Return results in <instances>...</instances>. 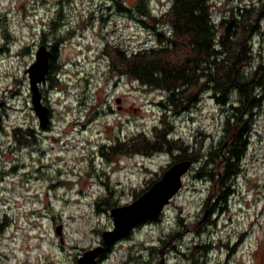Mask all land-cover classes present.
<instances>
[{
	"label": "rangeland",
	"instance_id": "rangeland-1",
	"mask_svg": "<svg viewBox=\"0 0 264 264\" xmlns=\"http://www.w3.org/2000/svg\"><path fill=\"white\" fill-rule=\"evenodd\" d=\"M117 1L0 0V264H77L103 246L101 234L113 229L110 210L131 204L172 161L167 153L112 160L100 153L138 132L151 137L161 116L163 93L113 70L107 52L108 45L124 53L154 48L164 29L152 18L172 0H144L149 16L137 11V0ZM210 5L215 23L243 9L256 14L249 41L254 62L264 63V0ZM55 42L52 71L63 82L40 88L51 109L41 129L25 71L41 45ZM227 111L202 92L193 108L167 118L174 138L207 150ZM253 118L226 203L196 177L195 163L159 221L138 226L97 264H264V101ZM18 126L31 131L26 145L13 138Z\"/></svg>",
	"mask_w": 264,
	"mask_h": 264
},
{
	"label": "trees",
	"instance_id": "trees-1",
	"mask_svg": "<svg viewBox=\"0 0 264 264\" xmlns=\"http://www.w3.org/2000/svg\"><path fill=\"white\" fill-rule=\"evenodd\" d=\"M116 3L120 6L117 0ZM145 5L144 0H139L136 9L149 16L150 10ZM238 13L215 23L210 0H172L168 11L152 19L164 29L156 32L158 44L154 48L124 53L108 45L107 56L113 70L144 87L162 92L163 97L158 103L161 116L153 127L152 136L138 132L126 140L102 146L100 153L105 159L167 153L172 161L162 173L176 162L191 160L197 164L196 177L208 179L217 198L227 202L235 179L243 170L253 117L264 101V63L254 62L249 41L258 28L257 17L251 10L243 9ZM56 45L57 42L53 50ZM51 60L47 80L51 81L49 89H54L55 84L63 82L55 78L58 70L52 71L55 51ZM202 92L211 93L218 106L228 109L217 144L207 150L187 146L180 138H174L173 124L167 118L168 112L193 108ZM12 135L20 145H26L32 137L31 131L23 126L13 128ZM158 179L151 180L133 199ZM100 201L105 204L108 200ZM109 252L110 247H107L101 260Z\"/></svg>",
	"mask_w": 264,
	"mask_h": 264
},
{
	"label": "water",
	"instance_id": "water-1",
	"mask_svg": "<svg viewBox=\"0 0 264 264\" xmlns=\"http://www.w3.org/2000/svg\"><path fill=\"white\" fill-rule=\"evenodd\" d=\"M52 54L46 45H41L33 64L25 71L28 75L31 105L41 129L50 124V109L44 105L40 88L46 83ZM120 100H116L119 104ZM2 103H0V108ZM2 117L0 115V127ZM193 167L191 160H182L169 166L161 177L136 198L131 204L110 210L113 229L101 234L102 247L86 252L77 264H97L105 248L127 237L140 224L159 219L164 209L183 187L184 177ZM59 234V231L56 230Z\"/></svg>",
	"mask_w": 264,
	"mask_h": 264
},
{
	"label": "flooded vegetation",
	"instance_id": "flooded-vegetation-1",
	"mask_svg": "<svg viewBox=\"0 0 264 264\" xmlns=\"http://www.w3.org/2000/svg\"><path fill=\"white\" fill-rule=\"evenodd\" d=\"M138 1H139V0H137V2H138ZM170 7H171V6H170ZM170 7L167 8L166 10H164V12H165V11H168V10L170 9ZM158 13H159L160 16L162 15L161 10H160ZM145 16H146V15H145ZM153 18H154V17H153ZM153 18H152V19H153ZM47 47H48V49L51 51V54H52V56H53V53H54V51H56V50H53V49H52V46H48V45H47ZM51 61H52V60H51ZM50 110H51V109H50ZM157 221H159V220H157ZM157 221H155V222H157ZM104 251H105V250H104Z\"/></svg>",
	"mask_w": 264,
	"mask_h": 264
}]
</instances>
